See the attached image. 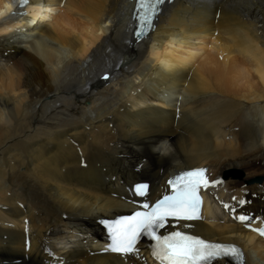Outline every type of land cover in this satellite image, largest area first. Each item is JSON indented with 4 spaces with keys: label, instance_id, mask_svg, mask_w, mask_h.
<instances>
[{
    "label": "bare ground",
    "instance_id": "6f19581e",
    "mask_svg": "<svg viewBox=\"0 0 264 264\" xmlns=\"http://www.w3.org/2000/svg\"><path fill=\"white\" fill-rule=\"evenodd\" d=\"M10 1L0 0V264H52L57 240L75 234L64 264H122L94 244L98 220L134 209L137 180L152 181L154 200L199 166L219 181L213 195L233 208L246 198L264 222V0H175L143 41L127 0H44L62 21ZM203 44L215 54L204 67ZM195 226L264 264V242L245 227Z\"/></svg>",
    "mask_w": 264,
    "mask_h": 264
},
{
    "label": "snow or ice",
    "instance_id": "6c2138e0",
    "mask_svg": "<svg viewBox=\"0 0 264 264\" xmlns=\"http://www.w3.org/2000/svg\"><path fill=\"white\" fill-rule=\"evenodd\" d=\"M161 2V0H156ZM29 0H21L23 7ZM141 8L153 9L152 0H141ZM144 23L151 24V16L146 14ZM205 169H194L168 181L174 194L165 196L154 206L145 203L143 207L149 209L146 212H137L132 218L122 220L113 226L114 247L112 251L121 254H135L136 247L142 235L150 237L154 241L152 254L160 264H212L221 258L241 259L242 253L235 245H225L217 242L206 241L200 237L186 234L182 231H173L168 235H159L157 230L164 228L169 218L177 222L201 220L202 198L200 190L208 188ZM214 183H219L216 181ZM147 185H140L136 193L147 195ZM240 221L250 220V217L241 216ZM183 227H191L189 224ZM264 236V228L252 229Z\"/></svg>",
    "mask_w": 264,
    "mask_h": 264
},
{
    "label": "rangeland",
    "instance_id": "374dc122",
    "mask_svg": "<svg viewBox=\"0 0 264 264\" xmlns=\"http://www.w3.org/2000/svg\"><path fill=\"white\" fill-rule=\"evenodd\" d=\"M50 15H52L55 19L56 18H58V20H64V14L62 13V12H59L58 10H54V11H52V12H50L49 13ZM51 16V17H52ZM13 38H9V44H11V45H13L12 47H13V49H15V48H23V47H21V45H22V43L20 44V43H17V42H13V40H12ZM200 45V44H199ZM204 45V44H203ZM24 46V45H23ZM15 47V48H14ZM204 49H205V51H204ZM209 50V52H211L210 51V49H209V44H206V45H204V48H203V50H201V51H199L197 54H198V60L196 61V63L198 64V65H202L203 67H204V64H206L208 61H209V59H208V61H207V57L206 56H208L209 57V53L207 52ZM206 52H207V54H206ZM213 53V52H212ZM212 53H210V57L211 58H213V57H215L214 55L215 54H213L212 55ZM204 54H206V55H204ZM203 56H205L206 57V59H205V57H203ZM209 57V58H210ZM210 58V59H211ZM205 59V61H203ZM202 60V61H201ZM207 65H205V67H206ZM240 172H242L243 173V176H244V172L242 171V170H239ZM242 176V177H243ZM253 178H261L262 179V176H257V175H253L251 178H249L248 180H251V179H253Z\"/></svg>",
    "mask_w": 264,
    "mask_h": 264
},
{
    "label": "water",
    "instance_id": "95a60500",
    "mask_svg": "<svg viewBox=\"0 0 264 264\" xmlns=\"http://www.w3.org/2000/svg\"><path fill=\"white\" fill-rule=\"evenodd\" d=\"M140 37H141V36H140ZM140 37H139V38H140Z\"/></svg>",
    "mask_w": 264,
    "mask_h": 264
}]
</instances>
